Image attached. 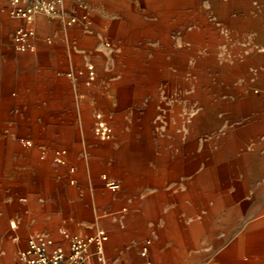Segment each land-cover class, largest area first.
<instances>
[{
    "label": "rangeland",
    "instance_id": "1",
    "mask_svg": "<svg viewBox=\"0 0 264 264\" xmlns=\"http://www.w3.org/2000/svg\"><path fill=\"white\" fill-rule=\"evenodd\" d=\"M76 5L51 23L80 35L90 51L85 64L64 72L82 101L77 116L63 114L58 123V114L23 111L21 96L9 90L4 53H24L13 46L18 22L0 0V264H13L36 233L25 218L37 205L29 193L74 183L70 170L79 163L83 180L100 179L115 206L107 214L113 230L94 228L106 231L112 264H164L168 252L174 264H264V0ZM47 24L40 21L38 33L53 41ZM87 65L96 75L90 84ZM97 113L112 125L110 140L92 133ZM44 117L50 120L41 126ZM125 144L129 155L116 154ZM64 152L84 156L70 161ZM103 174L119 188L108 189ZM199 175L203 181H194ZM131 212L136 224L118 227Z\"/></svg>",
    "mask_w": 264,
    "mask_h": 264
},
{
    "label": "crops",
    "instance_id": "2",
    "mask_svg": "<svg viewBox=\"0 0 264 264\" xmlns=\"http://www.w3.org/2000/svg\"><path fill=\"white\" fill-rule=\"evenodd\" d=\"M70 1L71 10L65 11L64 5L60 8L63 15L77 12V0ZM53 20L46 17H39L36 20L35 50L24 53L22 56H19L14 50L6 51L2 72L4 78L10 81L9 90H15L21 96V102L17 105H20L23 111L58 114L56 118L53 117V121L63 123V114L72 113L77 116L82 101L80 91L76 89L72 81L73 86L69 85V79L64 77V72L68 69L73 71V68L85 64L90 58V51L80 35L69 37L66 29L51 25ZM40 21L49 23L45 26L48 36L51 35L57 39L46 41L41 38L38 33ZM72 30L75 33L80 31ZM70 32L71 30H69ZM260 41L262 43L261 38ZM260 56L264 63V55ZM17 105L13 104L12 109L14 110V106L17 107ZM49 120L44 117V119H39L38 123L41 126H46V121ZM78 143L77 141L72 144L77 146ZM73 151L76 152L77 148ZM74 152H69V155L65 152L70 161L76 156ZM79 156V159L75 158L74 160L80 162L84 154H79ZM79 166L73 172L75 173L73 174L74 183L70 185L66 183L36 185L35 192L29 193V198L32 196L33 200L37 201V205L33 210L26 211L25 218L28 225L31 229H36V233L50 236L60 244L65 242L59 233L61 230L82 236L92 234L99 229L94 228L100 224L113 230L107 224L108 209L115 208L108 200L110 193L106 192L103 182L97 177L83 180L80 163ZM56 167L58 168V166ZM20 214H25L24 210ZM112 220H116V218L112 217ZM134 224H136V215L132 212L121 216L117 222L118 227L123 228ZM114 235L116 233L111 236L114 238Z\"/></svg>",
    "mask_w": 264,
    "mask_h": 264
},
{
    "label": "built area",
    "instance_id": "3",
    "mask_svg": "<svg viewBox=\"0 0 264 264\" xmlns=\"http://www.w3.org/2000/svg\"><path fill=\"white\" fill-rule=\"evenodd\" d=\"M64 1L7 0L6 13L10 19L18 22L12 36L16 51L25 53L35 50L36 20L39 17L53 19L58 16ZM74 22L75 19H72L69 24ZM85 73L87 83H92L96 77L94 67L87 65ZM94 119L95 135L102 141L109 140L112 129L109 127L108 121L100 113H97ZM61 163L65 164L64 161ZM70 171L74 172V169L71 168ZM101 179L105 181L108 189L116 190L119 188L118 184L107 180L104 174L101 175ZM10 226L14 228L13 222L10 223ZM59 233L65 241L62 244L42 233L30 234L25 247L17 252L13 264H112L105 255V244L108 241L105 230L97 229L87 236L71 234L62 230ZM145 254L146 247L141 252L142 256Z\"/></svg>",
    "mask_w": 264,
    "mask_h": 264
},
{
    "label": "bare ground",
    "instance_id": "4",
    "mask_svg": "<svg viewBox=\"0 0 264 264\" xmlns=\"http://www.w3.org/2000/svg\"><path fill=\"white\" fill-rule=\"evenodd\" d=\"M1 97L3 98V103H6V104H8L9 102H10V96H9V93H3L2 95H1ZM18 98V97H17ZM20 98V97H19ZM20 100V99H19ZM91 112V111H90ZM107 117V116H106ZM94 123H95V120H93V124H92V133H93V135L96 137V138H98L96 135H95V133H94ZM108 125H109V127L112 129V125L108 122ZM22 133V132H21ZM18 135V134H17ZM24 135V134H23ZM113 136V130H112V134H111V137ZM22 137V136H21ZM111 137L109 138V140L111 139ZM23 139V138H22ZM99 139V138H98ZM229 139V138H228ZM230 140V139H229ZM125 141V140H124ZM145 142V141H144ZM115 143V142H114ZM126 143V142H125ZM143 143V142H142ZM227 145V144H226ZM222 146H224V145H222ZM232 146H233V144H232ZM225 147V146H224ZM228 147V146H227ZM226 147V148H227ZM131 149V146L129 145V144H125V145H120L119 147H117V150L115 151L116 152V154L117 153H119V154H122L123 156L125 155V157H127L128 155H129V150ZM108 150H112V148H108ZM135 150V149H134ZM137 150V149H136ZM172 151V150H171ZM60 152V151H59ZM138 152V151H137ZM150 152H152V151H150ZM176 152V151H175ZM229 152V151H228ZM140 153V152H139ZM144 153V152H143ZM148 153V152H147ZM226 153V152H225ZM184 156V151L182 150V157ZM118 157V156H117ZM184 159V158H183ZM182 158L181 159H179V161L181 162H179V164H182L183 166H185V164H186V161L185 160H183ZM59 160V159H58ZM182 160V161H181ZM166 164V163H165ZM177 164V163H176ZM123 165V164H122ZM128 166V165H127ZM129 167V166H128ZM114 168V167H113ZM123 169V168H122ZM194 181H203V178H202V176L201 175H199L198 177H196L195 176V178H194ZM130 189V188H129ZM13 224H14V228H16V224L13 222ZM170 233V232H169ZM172 234V233H171ZM181 234V233H180ZM168 235V234H167ZM174 235V234H173ZM114 236H117V235H114ZM161 236V235H160ZM113 240H114V238H113ZM164 240V238L163 237H160L159 238V244L158 245H160L161 243H162V241ZM159 249V248H158ZM176 260V259H175ZM175 260H174V254L173 253H170V252H168V253H166L165 255H163V263L164 264H174L175 263Z\"/></svg>",
    "mask_w": 264,
    "mask_h": 264
}]
</instances>
